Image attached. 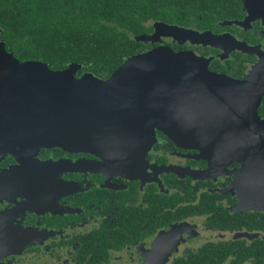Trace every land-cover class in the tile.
<instances>
[{
    "label": "flooded vegetation",
    "instance_id": "1",
    "mask_svg": "<svg viewBox=\"0 0 264 264\" xmlns=\"http://www.w3.org/2000/svg\"><path fill=\"white\" fill-rule=\"evenodd\" d=\"M234 1L235 12L197 28L220 36L213 43L160 35L146 49L191 51L209 71L248 81L264 55V0ZM0 50L16 57L1 24ZM257 113L264 119V93ZM200 133L176 143L156 129L142 160L134 149L130 159L36 149L0 133V264H264V210L239 200L264 194V142L215 146Z\"/></svg>",
    "mask_w": 264,
    "mask_h": 264
},
{
    "label": "water",
    "instance_id": "2",
    "mask_svg": "<svg viewBox=\"0 0 264 264\" xmlns=\"http://www.w3.org/2000/svg\"><path fill=\"white\" fill-rule=\"evenodd\" d=\"M153 27L152 34L135 39L155 42L161 35L213 43L220 38L209 30L164 21H154ZM234 41V47L247 50ZM208 60L191 51L159 45L125 57L102 79L89 71L77 77L80 65L75 62L52 70L46 62L21 61L0 50V128L11 125L0 133L15 135L36 149L57 145L129 159L132 155L125 152L134 149L133 157L140 160L156 141V129L176 143L201 132L212 135L215 146L230 140L250 142L251 149H260L264 119L257 108L264 93V55L248 81L209 71ZM203 124L220 127L209 130ZM239 200L241 206L264 210L260 191L250 197L241 194Z\"/></svg>",
    "mask_w": 264,
    "mask_h": 264
},
{
    "label": "trees",
    "instance_id": "3",
    "mask_svg": "<svg viewBox=\"0 0 264 264\" xmlns=\"http://www.w3.org/2000/svg\"><path fill=\"white\" fill-rule=\"evenodd\" d=\"M0 24L19 60L52 70L68 63L105 79L125 57L146 50L135 36L152 21L211 27L237 9L234 0H2ZM234 9V10H233Z\"/></svg>",
    "mask_w": 264,
    "mask_h": 264
}]
</instances>
